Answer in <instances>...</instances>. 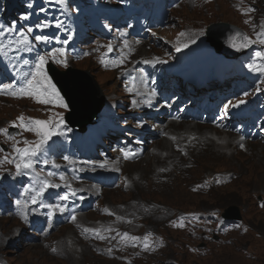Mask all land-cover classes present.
Returning a JSON list of instances; mask_svg holds the SVG:
<instances>
[{"label": "rangeland", "instance_id": "obj_1", "mask_svg": "<svg viewBox=\"0 0 264 264\" xmlns=\"http://www.w3.org/2000/svg\"><path fill=\"white\" fill-rule=\"evenodd\" d=\"M25 2L18 0L13 4V0H0V15L7 20H0V44L7 46L4 52H0V85L12 84L13 88L9 91L23 87L35 73L39 57L47 56L46 70L50 62L61 70L69 66L88 70L105 94L107 104L100 113L99 121L89 125L87 132L81 134L65 123L64 115L68 107H63L59 102L41 103L34 96L22 95L20 102L14 103L16 109L13 114L9 113L12 111L9 108L11 102L5 100L0 103V127L7 129V133L1 132L0 136L2 133L3 136L0 142L8 146L7 152L0 147L3 159L18 157L14 156L18 145L31 140H21L22 136L18 140L20 135L29 134L37 143L41 138L37 131L19 126L21 122L9 121L19 120L15 113L20 109H23L24 118L28 116L24 123L29 127L38 118L56 124L62 116V125L71 130L69 136H63L60 125L56 129L59 137L55 135L54 140L53 136L41 146L32 157L33 166L38 168L35 172L30 168L20 174H12L17 172L15 167L4 168V160L0 157V211L3 209L0 212V264H141L140 258L143 256L152 260L142 264H264V207L258 206L257 198H264V165L260 161H253L258 157L264 161L262 133L254 135L253 130L248 133L245 129H221L217 121L199 122L191 113L199 100L187 107L192 109L188 112V109L174 103V97L166 96L165 92L163 99L153 103L130 98L131 95L125 91V74L135 69L146 80L142 93L146 92L148 96L152 92L150 83L153 84L155 80L150 75L151 71L155 77L169 72L173 57L178 54L177 48L193 54L198 68L205 70L203 75L207 76V82L217 81L209 87H217L218 91L232 87L231 91H234L236 84L232 86L226 77L238 60L226 59L207 47L206 28L210 29L215 24L223 28L222 24L235 23L254 36L255 29L264 23V0H43V5L38 1ZM153 7L159 15L162 10L160 20L146 14V10ZM25 16L27 19L22 18ZM45 23L49 26L37 27ZM24 36L28 37L27 42L18 43ZM37 36L48 39L37 40ZM57 49L64 51L61 54ZM64 60L67 67L58 62ZM254 64L263 66L260 60ZM144 70H148V77L143 74ZM107 72L112 73L110 78ZM249 72L258 77L259 87L264 89V72L250 68ZM256 87L243 91L236 98L231 93L218 100L213 94L208 101H212L210 106L224 105V109L228 105L227 110L232 113L235 107L244 106L250 101ZM63 100L66 103L64 97ZM158 107H165L162 114L167 115V121L153 114ZM169 121L175 125H168ZM11 126H17L19 134H9ZM29 135L24 137L30 138ZM15 140L16 148L13 150ZM186 140H213L216 150L219 148L218 155L200 151L196 161L184 162L188 146L194 145ZM173 141L182 142L185 146L184 151H176L182 159L181 165L170 171V184L166 183L168 187L153 189L149 183V173L157 168L153 161L156 159L161 164L160 159L167 156L164 151L174 147L171 145ZM89 144H94L95 151L92 153H89ZM84 146L85 150L82 149ZM227 146L228 149L225 148ZM154 155H160V159L152 158ZM62 157L106 160L110 165L107 171L116 173L109 177V172L105 178L108 182H95L89 188L96 193L93 198L80 196L89 204L85 211L80 212L83 217L79 229L66 225L70 218H62L55 223L51 218H42V222L19 229L10 237H14V240L7 241L6 230L20 225L15 216L16 202L24 194H36L38 188L45 187L44 183L48 181L49 184L59 185L49 188L60 190L64 197L66 175L57 170H46L45 162L53 158L61 160ZM51 172L53 176L47 180ZM207 172H234L235 177L213 181L210 176L202 177ZM11 175L14 176L13 183L8 182L13 181ZM21 175L26 176L22 178ZM99 196L105 199L100 201ZM147 199L170 206L164 219L168 221L167 224L163 220L151 221L148 217H138L132 225H121V229L113 231V239L108 246L97 248L85 244L88 251L80 249L79 242L70 232L88 233L90 231L86 229L111 224L113 219L108 216L121 206L131 211L125 210L129 215L139 214L147 209L143 204ZM102 205L108 213L99 210ZM214 208L220 209L221 214L226 211L240 213L241 218L237 219L242 220L236 226L226 228L225 223L219 225L216 221L219 218L213 215ZM192 212L195 213L182 216V221L186 223L181 224L182 227L177 218L171 220L174 215ZM35 224L37 226L34 227ZM47 231L46 236H40ZM124 233L140 239L122 240ZM149 234L148 243L160 237V240L155 239V249L150 253L144 247L143 239ZM119 254L121 257L118 259Z\"/></svg>", "mask_w": 264, "mask_h": 264}, {"label": "bare ground", "instance_id": "obj_2", "mask_svg": "<svg viewBox=\"0 0 264 264\" xmlns=\"http://www.w3.org/2000/svg\"><path fill=\"white\" fill-rule=\"evenodd\" d=\"M121 69L123 71H126L124 68H121ZM108 71H110V70H108ZM107 73L109 74L108 76L110 78L112 73H109V72H107ZM104 74H106V73H104ZM104 74H102V76ZM125 77L127 78V88L125 91L128 94L140 96L142 94V90L146 87L145 78L141 75V73L138 70H135V69H131V70L127 71L125 74ZM118 78H120V76H118ZM21 99H22V95H9V94H6V92L3 90H1V92H0V103H4L5 100L12 103L9 106L10 110H12V111H9L10 114H13V110L16 109V105L14 103L20 102ZM135 99L138 100L137 98H135ZM22 110L23 109H20L19 111H17L15 113V114H17L18 118L23 115ZM156 117H159L162 121H164L166 119L165 115L156 116ZM26 118H27V116H25V119ZM99 118H100V116H99ZM171 124L175 125V123L173 121H170L168 123V125H171ZM0 129H3V127H0ZM67 134H70L69 130L64 135H67ZM0 135H1V132H0ZM157 136H160V134L157 133ZM226 137L229 138V135L226 134ZM23 138L24 139H31V138H28V137L26 138V137L22 136L21 140ZM165 140H167V139H165ZM56 141H58V140H56ZM186 141L192 142V144H194V145L192 147H191V145L188 146V153L186 154V157L183 158L184 162L196 161L197 160L196 156L199 155L198 152H200V151H204L208 154L210 151L212 154L216 153V155H218L217 151L219 150V148H218V150H216L217 147L210 140H186ZM26 142H27V144H26ZM169 142H167V143H169ZM36 143H37L36 140H26V141L20 143L18 145V147L24 148V147H28L30 145H35ZM181 143L182 142H179V141H173V143L171 145H174L176 150L172 155H167L161 159L158 158L160 155L159 156L154 155L152 157V158L160 159V162H161V164H160L156 159H154L153 162L156 163L157 168L155 167L156 169H154L153 173L151 172L152 174L149 173L151 175V178L149 179V181H150L149 183L153 186V189H157L158 187L159 188H166V187H168V185H166V183L170 184V181H169L170 171L172 170L173 167L181 165L180 162L182 161V159L176 153V151H179V150L184 151L185 150V146H183V144H181ZM163 145H164V142H163ZM168 145H166V146H168ZM234 145H235V143H234ZM167 148H169V147H167ZM225 148L228 149L229 147L227 146ZM159 151H161V150H159ZM225 152H227V151H225ZM157 154H159V153H157ZM253 161L255 163H258L260 161L264 165L263 159H259V157L257 159H253ZM47 164H48L47 169H49L50 171L57 170V171H60L61 173H64L66 175L65 181H64L66 193H63V195L67 196L68 198L67 199H61L62 193L60 190H51L49 187H42V186H40L38 188L36 194H31V193L24 194L22 196V198L20 199L21 203L16 205L17 206V212L15 213V216H16V219L20 222V225L15 227V228H12L11 230H6L5 234L7 235V237H9V238H7V241H9V239L11 241L14 238V237L10 238L11 235L13 233H16L19 229H25L30 224L42 222V218L44 220L47 218H51L54 221V223L57 221H61L62 218H70L71 220L66 225H68L70 227H75L76 229H79L80 224L82 223L81 218L83 217L82 216L83 214H80V212L85 211L87 205L89 204L88 202L81 199L80 196L87 195V197H89V198H93L94 196H96L95 191H93L92 189H89V188L95 182L100 183V184H103L102 182H108V181H105V178L108 176L109 172H110L109 177H113L112 172H114V171H107V169L109 168L110 165H109V162L106 160L91 161V160L74 159L73 157H68L67 160L64 158L61 160H54L53 159V160L49 161ZM101 164H103L104 167H101ZM126 164L132 165L131 163H126ZM2 166L4 168H9V169H13L15 167V170L17 171L16 166L12 164V161L4 160ZM151 168H153V167H151ZM32 170H33V172H35L34 170H36V168L32 167ZM41 189H43V191H41ZM34 197L36 199V203L32 202ZM99 197H100V201L105 199L104 196H99ZM57 204L60 205L64 209V211H55L54 212L53 208L47 207V205H57ZM169 207L170 206L165 204V203H162L159 201L149 200L146 210L140 212L139 214L136 213L135 215H129L125 210L127 209V211H129V212H131V211L127 207L121 206L122 209L120 207H118L116 210L114 209L115 211H111L110 215L108 216L110 219H113L111 224H109L107 226L99 225L94 229L96 231H90L88 233H84V232H78V233L75 232L74 233L72 230H70V232L72 233L73 236H75V238L79 242L80 249L84 248V249H86V251H88V247H86L85 244H88L91 247H97V248L98 247H105V246H108L110 244V242H112L113 231H117V230L121 229L122 228L121 225H125V226L132 225L134 223L135 219L138 217H148L151 219V221H153V220H156V221L161 220L162 221L163 220L164 223L167 224L168 221H166L164 219L166 217V214L168 211L167 209ZM102 209H103L104 213L109 212L107 210V208H104L103 205L100 207L99 210H102ZM133 213H134V211H133ZM194 213L195 212L184 213L181 215H174V218H172L171 220H174L175 218H177L178 224H180V225L186 224L182 221V216H189L190 214H194ZM24 215L27 216V220H25L23 218ZM73 215H75V217H76L75 220L72 219ZM39 218H41V219H39ZM35 226H37V224H35L34 227ZM100 236H104L106 238L100 239L99 238ZM155 239L160 240V237H155L149 242L150 246L148 248H146L149 253L154 251V249H155V244H156ZM120 257H121V254H119V256H117L118 259ZM140 259H141V264L142 263H149L150 260H152V259L146 258V256H143Z\"/></svg>", "mask_w": 264, "mask_h": 264}, {"label": "snow or ice", "instance_id": "obj_3", "mask_svg": "<svg viewBox=\"0 0 264 264\" xmlns=\"http://www.w3.org/2000/svg\"><path fill=\"white\" fill-rule=\"evenodd\" d=\"M245 11H249L248 9H245ZM23 19H27V17H22ZM48 24H38L37 27H48ZM12 29H9V31H11ZM29 31H31V29H29ZM258 37V42L260 43H264V32L258 33L257 34ZM35 39L37 40H47L48 37L46 36H37L35 37ZM28 37L24 36L23 39L21 41H19L18 43H25L27 42ZM244 40L246 42L241 43L239 46L240 47H247L249 43H254L257 41H252L250 40L247 36L244 37ZM234 47H236L237 45H233ZM7 46L0 44V52H4L5 48ZM185 47H187V45H185ZM109 48H111V45H109ZM27 50H31V49H27ZM180 49L178 48L177 51H179ZM57 52H60L61 54L63 53V49H57ZM257 55H264V53H257ZM48 57L47 56H40L38 59V63L36 65V70L35 73L32 75L31 79H28L25 82V85L21 88H18L16 91H9L13 88L12 84H3L0 85V90H3L6 92V94L9 95H27V96H34L35 98H37L41 103H49V102H59L62 104L63 107H67L68 105L66 103H64L63 97L60 95L59 90L56 88V85L52 82L51 77L48 75L47 70L45 69V64L47 63ZM59 63H63L64 67H67V61H58ZM146 63L148 61H145ZM163 62V61H161ZM25 63H27V61H25ZM248 67L252 70V71H256V72H264V66H258L256 64H249ZM155 92H152L150 95H155ZM245 95H247V93H245ZM240 103H244V101H240ZM228 105H225V111H227ZM21 121V124L19 126L21 127H25L27 128V130L29 131H37L38 134L40 135V140L38 143H36L35 145H30L28 147H24V148H19L17 147L15 150L18 154V161H12L13 163H15L16 169H17V174H20L24 169H30L33 167V161H32V157L36 155V153L40 150L41 146H43L44 144H46L53 136H55L57 134L56 129H58L60 127V125H62L64 123L63 117H60V120L58 123L56 124H52L51 121H42V120H34L32 121V127H29L27 124L24 123V117L21 116L18 118ZM49 125H51V127H49ZM0 132H4L7 133V129H0ZM10 139H13V137H9ZM241 139H243V137H241ZM27 144V142H26ZM241 147H243V145H241ZM126 158H127V154H126ZM5 159H7L5 157ZM64 159H68V157H64ZM47 162V161H46ZM101 167H104L103 164H101ZM51 175V173L49 174ZM61 179L63 180L64 177H61ZM45 187H59V185H52L49 184L47 182H45ZM41 191H43V189H41ZM74 194V193H73ZM67 196L61 197V199H67ZM33 203H36V199L35 197L32 200ZM17 204H20L21 201H17ZM262 207H264V205H261ZM47 207L53 208L54 212L55 211H64V209L60 206V205H47ZM23 218L25 220H27V216L24 215ZM72 219L75 220L76 217L75 215L72 216ZM179 226H183V225H179ZM86 231H96L94 229L91 230H87ZM245 231H247V229H245ZM151 234H149L148 236H145L144 239V247L148 248L150 245L148 243L149 237ZM100 239H105L106 237L104 236H100ZM122 240H128V241H137L140 238L139 237H135V236H129L128 233H124L123 236L121 237ZM52 251H56V249H52ZM109 252H111V249H109Z\"/></svg>", "mask_w": 264, "mask_h": 264}, {"label": "water", "instance_id": "obj_4", "mask_svg": "<svg viewBox=\"0 0 264 264\" xmlns=\"http://www.w3.org/2000/svg\"><path fill=\"white\" fill-rule=\"evenodd\" d=\"M237 38H243L241 30L234 28L231 32L213 35L209 32L208 41L215 45L229 58H235L238 54ZM234 40V43H233ZM237 45L234 47L233 45ZM49 72L59 86L70 106L67 120L79 131L86 132L89 123L97 121L98 113L106 103L105 94L88 70L69 67L67 71L59 70L55 65L49 64ZM227 218H240L237 212L224 214Z\"/></svg>", "mask_w": 264, "mask_h": 264}, {"label": "clouds", "instance_id": "obj_5", "mask_svg": "<svg viewBox=\"0 0 264 264\" xmlns=\"http://www.w3.org/2000/svg\"><path fill=\"white\" fill-rule=\"evenodd\" d=\"M228 212H229V211L224 212V213H223V216H224L225 213H228ZM238 214L240 215V213H238ZM224 217H225V216H224Z\"/></svg>", "mask_w": 264, "mask_h": 264}]
</instances>
